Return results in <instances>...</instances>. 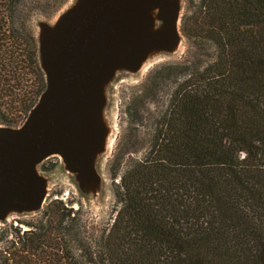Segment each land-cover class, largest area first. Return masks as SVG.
Here are the masks:
<instances>
[{"label": "trees", "instance_id": "1", "mask_svg": "<svg viewBox=\"0 0 264 264\" xmlns=\"http://www.w3.org/2000/svg\"><path fill=\"white\" fill-rule=\"evenodd\" d=\"M67 1L0 0L1 120L43 92L32 22ZM180 31L194 50L160 69L173 90L109 225L51 201L25 230L0 228V264H264V0H197Z\"/></svg>", "mask_w": 264, "mask_h": 264}, {"label": "water", "instance_id": "2", "mask_svg": "<svg viewBox=\"0 0 264 264\" xmlns=\"http://www.w3.org/2000/svg\"><path fill=\"white\" fill-rule=\"evenodd\" d=\"M180 0H75L54 23L39 22L37 55L45 88L18 128L0 126V223L37 213L47 192L38 166L61 159L83 192L95 193L106 147V87L180 41Z\"/></svg>", "mask_w": 264, "mask_h": 264}, {"label": "rangeland", "instance_id": "3", "mask_svg": "<svg viewBox=\"0 0 264 264\" xmlns=\"http://www.w3.org/2000/svg\"><path fill=\"white\" fill-rule=\"evenodd\" d=\"M74 2L75 0H68L49 18H35L32 22L34 36L37 35L39 22L54 23ZM196 2L197 0H180L179 30L185 7ZM191 10L193 12L194 8ZM190 44L191 41H186L180 31L179 45L174 53H157L134 73L119 71L107 85L103 118L108 128V136L106 147L96 162L101 182L95 193L81 191L75 177L65 170L61 159L50 156L38 166L39 173L47 179V192L42 209L37 213L10 214L0 223V228L12 225L25 230L24 224L34 222L40 212L54 200L71 206L73 210L85 211L98 230L107 227L116 207L114 195L119 176L130 164V160L143 156L149 145L153 124L158 119V111L165 110L168 105L174 84L171 79H159L160 69L167 65L184 64V60L194 50ZM2 113L10 115L7 109ZM26 117L24 115L10 120L11 122L0 119V126L18 128ZM118 159H121L119 167Z\"/></svg>", "mask_w": 264, "mask_h": 264}]
</instances>
